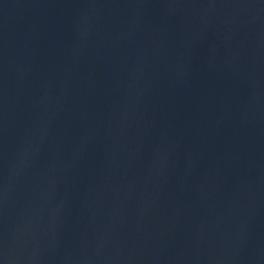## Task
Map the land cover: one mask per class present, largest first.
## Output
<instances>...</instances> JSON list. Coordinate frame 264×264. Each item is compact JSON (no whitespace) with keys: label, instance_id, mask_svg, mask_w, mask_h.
<instances>
[{"label":"water","instance_id":"1","mask_svg":"<svg viewBox=\"0 0 264 264\" xmlns=\"http://www.w3.org/2000/svg\"><path fill=\"white\" fill-rule=\"evenodd\" d=\"M0 264H264V0H0Z\"/></svg>","mask_w":264,"mask_h":264}]
</instances>
